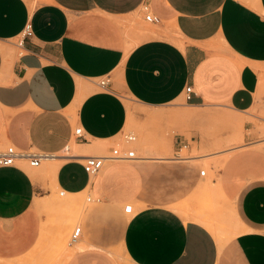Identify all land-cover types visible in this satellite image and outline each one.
<instances>
[{
  "label": "crops",
  "instance_id": "obj_1",
  "mask_svg": "<svg viewBox=\"0 0 264 264\" xmlns=\"http://www.w3.org/2000/svg\"><path fill=\"white\" fill-rule=\"evenodd\" d=\"M144 3L160 21L154 35L129 42L119 21ZM28 25L31 35L20 48L13 40ZM263 67L264 0H48L33 10L27 0H0V147L53 156L35 171L23 160L0 168V260L26 259L52 239L55 213L46 205L58 191L88 190L94 205L110 201L124 212L127 204L137 210L119 221L116 250L129 264H264V137L244 135L245 145L218 166L224 165L219 180L197 187L201 156H140L95 177L83 167L86 156L98 155L127 126L117 73L121 90L147 106L176 102L192 85L191 105L245 113L264 102ZM105 77L110 82L102 89L98 81ZM79 125L87 140H75ZM74 140L78 152L64 155ZM148 163H173L171 181L184 176V193L140 207L146 174L159 167ZM207 193L222 226L201 206ZM95 238L82 235L65 264H113L110 234Z\"/></svg>",
  "mask_w": 264,
  "mask_h": 264
},
{
  "label": "rangeland",
  "instance_id": "obj_2",
  "mask_svg": "<svg viewBox=\"0 0 264 264\" xmlns=\"http://www.w3.org/2000/svg\"><path fill=\"white\" fill-rule=\"evenodd\" d=\"M44 1L48 0H27L31 10ZM119 23L124 26L129 42H141L146 39L144 33L154 32L152 30L154 25L145 20L142 7L133 15L127 17V19H120ZM13 42L16 43L17 39L13 40ZM17 51L18 55L21 50L17 47ZM116 77H113V81L116 83L115 89L119 92L128 108V122L122 133L99 151L98 155H109L112 147L122 145L125 148H135L138 156L175 157L176 147L172 148L173 143L182 138L191 143L190 150L183 151L182 158L207 157L205 160L200 161L202 164H196L197 169L205 168L207 170V175L201 177L196 185L197 187L209 178L219 180V175L224 165L221 168L218 166L227 158H224L225 156H229L233 151L239 149L240 146L245 145L244 135L258 134L264 137V102L259 110V106L256 105L247 112L241 113L231 107L193 106L185 100L183 95L176 102L161 107H152L141 104L134 100L130 94L123 92L120 86L119 73L116 74ZM263 93L264 86L261 95ZM260 96H257V98L260 99ZM182 112H189L191 116H185ZM248 114H252L253 117L248 116ZM246 124H252L254 127L248 129ZM129 132L136 135V141L126 145L123 142V135ZM73 143H76V141L74 140ZM7 146L9 145L0 147V150H4ZM222 151L227 154L217 156ZM63 154L66 156L70 155L67 151ZM148 164H157L159 167L155 175H152L153 172L146 174L145 190L140 192L143 195L144 202L139 204L140 207L167 203L184 193L182 191L186 184L184 176H180L179 181H171L173 176L169 173L168 166L174 165L173 163ZM183 164L180 163V165ZM26 166L29 171L37 169L29 165ZM45 166L46 163L43 162L40 168L42 169ZM186 166L185 164V169L187 168ZM88 194L89 191L87 190L80 194L62 196L60 191H58L55 195V200L48 202L46 205L47 208L53 210L56 214L51 213L55 221L53 230L50 233L52 239L49 241L44 239L40 242L36 250H33L26 259L12 262L0 260V262L2 264H65L67 259L77 249L81 248V245L77 242H71V234L77 226H82L84 239H92V237L98 239L105 232L109 233L112 239L111 255L113 264H129L128 258L124 256L122 250H116L119 247L118 239L121 233L119 221L131 217L137 210L127 214L124 212L123 206L118 207L110 201L105 202L103 205H101V202H97L94 205V197L91 195L92 199L88 201ZM201 206L206 209L207 214H213L212 217L217 222V225H224L223 221H217L220 216L215 212V207L211 203L208 193L203 196ZM44 232L45 238H47V230L45 229ZM214 232L219 234V236L223 235L219 228H214ZM48 245L52 247L51 250H46Z\"/></svg>",
  "mask_w": 264,
  "mask_h": 264
},
{
  "label": "built area",
  "instance_id": "obj_3",
  "mask_svg": "<svg viewBox=\"0 0 264 264\" xmlns=\"http://www.w3.org/2000/svg\"><path fill=\"white\" fill-rule=\"evenodd\" d=\"M142 11L144 12V18L147 22L152 24L159 23L160 19L153 14L150 9V5L148 3H144L142 5ZM31 35L30 26L28 25L24 32L17 39V46L22 48L25 38ZM110 80L105 77L98 81V85L102 89H106ZM194 90L192 85L187 86L184 96L187 102L192 100ZM75 140H87V136L82 126H77L74 130ZM136 140V135L132 132L125 133L123 135V142L128 145ZM68 147V146H67ZM191 148V143L187 140H179L175 148V156L176 159H180L179 161H186L181 159H189L182 158L183 151H188ZM53 156L49 154H45L37 149H30L26 151L19 150L14 145L7 146L4 150H0V168L17 166L19 160H25L29 166L33 168H38L43 164L44 160L51 158ZM181 157V158H180ZM138 158V154L135 148H125L122 145H117L112 147L110 150V154L105 155H88L85 157L83 162V167L88 176L95 177L97 176L107 165L108 161L111 160H129ZM200 176L205 177L207 175V170L205 168H201ZM64 192H61L63 195ZM88 201H91V194H88ZM126 213L133 212V205L127 204L125 207ZM83 235V228L81 226H77L71 234V242L78 241Z\"/></svg>",
  "mask_w": 264,
  "mask_h": 264
},
{
  "label": "bare ground",
  "instance_id": "obj_4",
  "mask_svg": "<svg viewBox=\"0 0 264 264\" xmlns=\"http://www.w3.org/2000/svg\"><path fill=\"white\" fill-rule=\"evenodd\" d=\"M145 34H150V35H154V33L152 32V31H150V32H147V33H145ZM131 46H132V44H129V48H131ZM255 69L256 70H259L258 68H257V66H255ZM184 112H182V114H183ZM184 115L185 116H191V114L189 113V112H185L184 113ZM132 119V118H131ZM136 141V140H135ZM134 141V142H135ZM133 143V142H132ZM73 148V149H72ZM79 149V148H78ZM70 155H72V154H76V152H78L77 151V144L76 143H73L72 144V147L70 148V146L68 147V149L66 150ZM105 156H107V155H105ZM198 157H200V156H198ZM227 156H225L224 158H226ZM229 157V156H228ZM201 158L203 159H205V158H207V157H204V156H201ZM141 159H143V158H141L140 156H138V158H136V159H129V160H111V161H108L107 162V165H106V167L101 171V172H103L109 165H111V164H114V163H119V162H128V161H137V160H141ZM189 159H191V158H189ZM188 159V160H189ZM223 159V158H222ZM181 160H187V159H181ZM21 161V160H20ZM23 161H25V160H23ZM44 162V161H43ZM43 165V164H42ZM41 165V166H42ZM40 166V167H41ZM40 167H38V168H40ZM100 172V173H101ZM99 173V174H100ZM64 192V191H63ZM60 194H61V192H60ZM68 193H65L63 196H65V195H67ZM77 198V197H76ZM79 199V198H78ZM75 201V200H74ZM73 207V206H72ZM212 226V225H211ZM210 227V226H209ZM62 232V231H61ZM224 235V234H223ZM223 235L220 237L219 236V240H220V242H221V244H224L226 241H228L229 240V237L227 238L226 236H224L223 237ZM227 243V242H226ZM116 252V251H115ZM120 252V251H119ZM65 259H66V257H65Z\"/></svg>",
  "mask_w": 264,
  "mask_h": 264
}]
</instances>
